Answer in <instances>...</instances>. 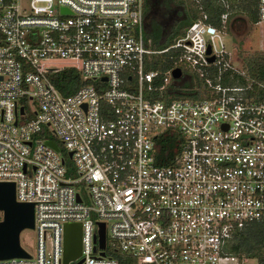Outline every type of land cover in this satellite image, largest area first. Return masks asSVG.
<instances>
[{"label":"built area","instance_id":"2783aa9c","mask_svg":"<svg viewBox=\"0 0 264 264\" xmlns=\"http://www.w3.org/2000/svg\"><path fill=\"white\" fill-rule=\"evenodd\" d=\"M256 14L263 22L264 0ZM227 16L214 25L201 12L151 49L143 0H0V181L33 203L36 236L34 254L0 264H63L71 221L80 253L66 264H119L112 247L133 264H258L229 248L236 231L264 222V96L231 58ZM166 52L173 66L145 68ZM68 67L89 81L63 95L50 75ZM174 67L206 96L166 98ZM167 129L181 141L161 164L154 144ZM54 138L57 149L45 142Z\"/></svg>","mask_w":264,"mask_h":264},{"label":"trees","instance_id":"16d2710c","mask_svg":"<svg viewBox=\"0 0 264 264\" xmlns=\"http://www.w3.org/2000/svg\"><path fill=\"white\" fill-rule=\"evenodd\" d=\"M243 8L248 10V20L256 22V0H245ZM224 10L222 4L215 0H201L200 4L194 3L193 0H143V35L145 39L148 38L151 49H160L169 44L176 36L182 34L185 26L197 18L201 12L206 13L208 22L219 25V15ZM228 19L229 15L227 21ZM171 55L170 52L152 53L146 60L145 68L160 70L169 68L174 63ZM241 64L251 79L252 92L264 96V52H253L242 56ZM50 78L63 95L73 92L81 84L89 81L81 79L78 72L71 67L52 72ZM232 81L245 83L242 77L230 80L224 78L222 80L224 83H232ZM166 92V98H200L206 96L202 80L197 77L194 79L192 77L173 79L168 84ZM153 94L157 95V91H154ZM180 141L181 136L177 131L167 129L158 134L154 144L156 162L161 164L171 163ZM56 144L60 147L58 142ZM64 153L66 174L69 175L72 174V169L69 159ZM262 246H264V222H254L235 232L229 248L238 255L254 257L258 264H262L264 262ZM107 252L115 257L119 264H133L129 256L113 247L109 248Z\"/></svg>","mask_w":264,"mask_h":264},{"label":"water","instance_id":"95a60500","mask_svg":"<svg viewBox=\"0 0 264 264\" xmlns=\"http://www.w3.org/2000/svg\"><path fill=\"white\" fill-rule=\"evenodd\" d=\"M208 51L207 47L206 52ZM212 59V56H208V61ZM171 75L174 79L178 78L180 76V69L178 67L172 68ZM45 142L54 149L58 148L53 140L46 139ZM67 155L69 156L70 152ZM0 210L2 211L0 219V259L27 257L28 253L19 243V232L24 228L33 227V203L29 201H17L14 198L13 181H0ZM98 224V246L103 247V223L99 222ZM79 253L80 223L77 221L65 222L63 224V264H66L69 259L78 256Z\"/></svg>","mask_w":264,"mask_h":264},{"label":"rangeland","instance_id":"374dc122","mask_svg":"<svg viewBox=\"0 0 264 264\" xmlns=\"http://www.w3.org/2000/svg\"><path fill=\"white\" fill-rule=\"evenodd\" d=\"M193 1L196 4H200L201 0ZM215 1H219L229 15V19L224 26V30L226 31L224 39L231 52V58L233 61L240 64L242 56L253 52H264V21L256 23L248 20V10L243 8L245 0ZM182 73L184 74L185 72L182 71ZM55 141L59 143L58 140L55 139ZM64 154L68 159V155L66 153ZM76 188L80 190L83 201L87 202V195L83 184H76ZM19 243L30 254H34L36 249V236L34 229H22L19 232ZM261 249L264 252V246H262Z\"/></svg>","mask_w":264,"mask_h":264}]
</instances>
